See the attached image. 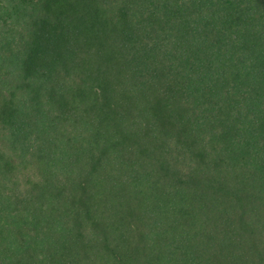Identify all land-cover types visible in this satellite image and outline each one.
Returning a JSON list of instances; mask_svg holds the SVG:
<instances>
[{
    "label": "trees",
    "instance_id": "16d2710c",
    "mask_svg": "<svg viewBox=\"0 0 264 264\" xmlns=\"http://www.w3.org/2000/svg\"><path fill=\"white\" fill-rule=\"evenodd\" d=\"M0 264H264V0H0Z\"/></svg>",
    "mask_w": 264,
    "mask_h": 264
}]
</instances>
